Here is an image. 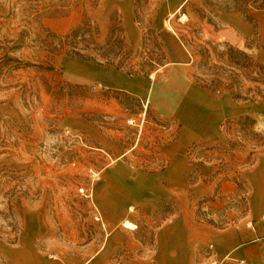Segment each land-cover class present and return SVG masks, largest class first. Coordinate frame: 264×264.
Instances as JSON below:
<instances>
[{"label":"rangeland","instance_id":"rangeland-1","mask_svg":"<svg viewBox=\"0 0 264 264\" xmlns=\"http://www.w3.org/2000/svg\"><path fill=\"white\" fill-rule=\"evenodd\" d=\"M133 2L0 0V264H20L9 253L25 248L42 259L86 264L101 248L106 235L97 219L102 214L101 202L96 199L104 170L128 151L126 163L149 171L161 170L169 162L168 145L179 143L186 127H194L200 134L210 131L211 116L200 113L196 118L190 115L191 109L181 114L186 122L179 115L163 117L152 108L147 114L146 99H142V108L131 103L132 110H126L121 104L126 102L122 96L125 93L107 90L102 84H80L78 79L86 73L82 64H76L67 52L48 47L86 17L98 24L99 42L105 44L112 15L118 13L125 26L120 9L126 11ZM207 2L222 10L233 5L231 0H192L186 7L187 17L180 12L179 20L167 19L169 33L184 35L198 45L228 44L264 59V10L250 5L252 23L237 13L242 25L233 30L218 22L222 10L208 14L212 24L198 17L196 9L204 10ZM135 7L136 3L134 13ZM137 11V21L143 26L136 23L141 40L144 34L151 37L158 33L159 39L166 35L163 0H139ZM130 30V40L137 41L133 28ZM141 45L142 41L132 50L141 51ZM146 48L153 52V41H148ZM219 50L223 51V47ZM190 53L193 64L188 80L181 85L186 95L181 112L192 100L198 109L200 101L208 98L215 112L224 116L212 137L192 140L184 151L193 165L210 168L208 183L232 184L234 192L220 195L217 189L203 199L189 194L188 205L196 222L228 229L248 216L252 178L261 163L264 167L263 144L240 133L246 128L237 125L236 120L250 116L264 130V102L235 101L228 93L212 97L200 92L189 83L198 74L193 51ZM116 87L124 89L123 85ZM257 146L258 153L250 158ZM197 180L195 173L191 183ZM168 212H173L172 205L162 204L156 213L150 208L140 209L141 223L135 238L143 244L141 253H146V258L119 249L113 255L116 264H156L148 257L149 248ZM197 253L196 264L212 263L209 246ZM262 256L259 264H264V249Z\"/></svg>","mask_w":264,"mask_h":264},{"label":"crops","instance_id":"crops-1","mask_svg":"<svg viewBox=\"0 0 264 264\" xmlns=\"http://www.w3.org/2000/svg\"><path fill=\"white\" fill-rule=\"evenodd\" d=\"M133 1L126 11L120 9L125 21V26H123L126 42L131 50L135 46L140 47L145 36L144 34L141 40V34L136 23L140 27L143 26L141 22L136 20L134 6L137 0ZM191 1L163 0L165 18L162 25L166 29H164L166 35H162V37L160 35L159 40L164 46L167 60L166 65L152 73L149 78L132 77L113 67L72 58L76 64H82V71L86 72L82 74L83 78L78 79L80 84H102L107 90L128 94V96L139 99L141 102L142 99H146L148 110L152 108L163 117L170 118L179 115L186 122L181 114H185L188 109H191L193 110L190 112L191 116L197 115V118L200 113H203L205 116L210 115L213 119L207 134H200L194 127L190 129L186 127L187 132L180 142L176 145H168L166 154H168L169 162L161 170L149 171L144 166H133L126 163L124 157L130 151L119 156L104 170L105 178L97 186L96 199L101 202L99 209H101L100 214H102L97 219L105 227L106 235L101 248L86 264H116L117 259L113 255L119 249L136 253L145 259L146 253H141V250L144 249L143 244L135 238V233L139 230L141 223V217L138 213L140 209L144 208H150L152 212L156 213L162 204L172 205L173 212H168V214L170 213L169 216L155 230L154 244L152 248H149L150 254L148 255L154 263L196 264L197 252L206 246L210 248V260L212 262L232 264L236 261H246L247 264H259L263 257L264 223L261 221V217L264 215L263 163L260 164L252 178L253 189L249 200V214L235 227L217 229L210 225L200 224L194 219L193 212L188 205L189 194H193L198 199H203L216 193L217 189L220 190V195H229L234 192V185L232 184L208 183L210 168L193 165L184 151L185 146L190 141L212 137L218 128V122L224 116L222 112H215L214 103L210 102L208 98L205 101H200L201 106L198 109L193 100L189 102L193 105L185 106V111L181 112L180 109L186 98L183 93L185 88L182 91L181 85H185L184 81L188 80L190 67L193 64L192 55L180 39L179 34L173 30V33H169L167 19L171 21L173 18H178L180 12H183V8H186ZM221 13L218 16V22L223 27H232L234 30L242 25L240 15H237L239 12ZM183 15L187 17L185 14ZM131 27L135 32L137 41L130 40ZM160 33L163 34V32ZM157 35L159 37L158 33ZM107 80L113 85H109ZM190 82L200 92L209 93L198 86L194 79ZM121 85L124 86V89L116 87ZM187 87L190 89V86ZM195 173H197L198 180L193 184L191 180ZM90 198H93V195ZM178 209L179 212L176 213ZM247 219H252L254 227H249V223L245 222ZM127 222L133 224L135 228L126 227ZM9 255L12 259L19 261L20 264H63L57 260L42 259L28 248L13 249Z\"/></svg>","mask_w":264,"mask_h":264},{"label":"trees","instance_id":"trees-1","mask_svg":"<svg viewBox=\"0 0 264 264\" xmlns=\"http://www.w3.org/2000/svg\"><path fill=\"white\" fill-rule=\"evenodd\" d=\"M233 5L222 10L221 6L206 3V7L212 9H196V14L201 20H208L212 24V18L208 14L219 11L239 12L246 21L252 23L254 18L249 15L250 5H254L256 10H264V0H231ZM260 5L256 6V4ZM138 4L136 1L135 17L138 20ZM193 6V4H191ZM208 5V6H207ZM221 7V8H220ZM118 13L112 15L111 28L105 44H100V28L90 17L72 29L64 36L56 37L55 42L48 45L56 52H67L73 58L95 64L116 68L126 72L128 75L143 76L149 78L152 73L166 65V53L158 35L146 34L143 38L142 50L134 52L126 42V33L121 18ZM183 14H187V9L183 8ZM194 33L199 34L195 31ZM55 35H53L54 37ZM180 38L189 51H193V59L198 74L193 76L195 83L202 89L207 90L213 97H219L224 93L230 94L235 101L243 102H264V59H256L245 51L225 44L214 45L206 43L198 45L193 39L188 40L186 36L180 34ZM153 41L154 51L150 52L147 42ZM223 47V51L219 49ZM202 70L204 73H199ZM124 102L121 103L126 110H132L133 103L137 107H143L139 99L132 98L126 94L122 95ZM132 103V104H131ZM143 110V109H142ZM149 110L147 114H149ZM237 125L246 129L239 131L249 135L256 142L263 144L264 130L258 121L250 116L236 120ZM235 144H233L234 146ZM260 147V146H259ZM257 146L250 158L258 153ZM248 158V159H250ZM209 198H206V200ZM204 200V201H206ZM202 206V202L200 203Z\"/></svg>","mask_w":264,"mask_h":264},{"label":"built area","instance_id":"built-area-1","mask_svg":"<svg viewBox=\"0 0 264 264\" xmlns=\"http://www.w3.org/2000/svg\"><path fill=\"white\" fill-rule=\"evenodd\" d=\"M261 221L264 223V216L262 217ZM248 225L249 227H254V222L250 221ZM211 264H225V262L220 263V262L215 261V262H212ZM232 264H247V263L246 261H236V262H232Z\"/></svg>","mask_w":264,"mask_h":264},{"label":"bare ground","instance_id":"bare-ground-1","mask_svg":"<svg viewBox=\"0 0 264 264\" xmlns=\"http://www.w3.org/2000/svg\"><path fill=\"white\" fill-rule=\"evenodd\" d=\"M126 227L130 228V229H134L135 226L129 222L126 223Z\"/></svg>","mask_w":264,"mask_h":264}]
</instances>
